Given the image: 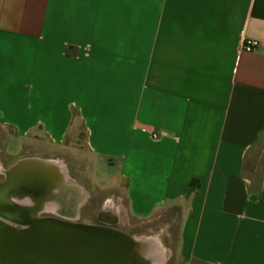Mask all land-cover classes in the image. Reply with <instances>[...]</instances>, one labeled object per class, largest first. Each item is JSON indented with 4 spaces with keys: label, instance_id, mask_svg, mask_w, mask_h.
Segmentation results:
<instances>
[{
    "label": "crops",
    "instance_id": "1",
    "mask_svg": "<svg viewBox=\"0 0 264 264\" xmlns=\"http://www.w3.org/2000/svg\"><path fill=\"white\" fill-rule=\"evenodd\" d=\"M0 127L18 159L76 157L83 134L112 195L87 209L63 164L81 221L166 226L181 264H264V0H0Z\"/></svg>",
    "mask_w": 264,
    "mask_h": 264
},
{
    "label": "water",
    "instance_id": "2",
    "mask_svg": "<svg viewBox=\"0 0 264 264\" xmlns=\"http://www.w3.org/2000/svg\"><path fill=\"white\" fill-rule=\"evenodd\" d=\"M0 174V264H165L158 240L124 232L115 215L80 222L89 195L63 163L26 157Z\"/></svg>",
    "mask_w": 264,
    "mask_h": 264
},
{
    "label": "rangeland",
    "instance_id": "3",
    "mask_svg": "<svg viewBox=\"0 0 264 264\" xmlns=\"http://www.w3.org/2000/svg\"><path fill=\"white\" fill-rule=\"evenodd\" d=\"M28 142V140L13 138L11 130L0 127V168L6 169L10 167L12 163H16L19 160L18 158L25 153V149L28 146ZM72 143L78 151L76 157H72L69 154H60V157L56 161H58L59 163H63L67 166L69 165V167L72 169V174L74 178H76L83 185H85V187H87V189L92 194V198H94L95 202L92 206L93 210H99L100 207L105 206V204L107 203V199L112 195L111 191L107 190L109 188L107 180H110V177L108 174H106L105 169H103V166L99 165L98 162L95 163V160L87 154L82 133H79V135L75 138ZM94 164H96L95 168L93 166ZM89 176H91L92 179L93 177H96L100 180L105 181L106 185H101L100 181H92V179H89ZM2 179L3 177L0 175V181H2ZM113 181L114 180L110 182V186H112V183L115 182ZM83 223L90 224V222ZM125 229L128 231L129 234L149 235L147 228L141 231L137 228L133 229L130 225L126 226ZM155 233L157 238H159V240L161 241L162 247H165V264H181L182 261L177 251L176 242H170L167 237V227L158 225L155 228ZM174 235L177 236V233L175 232ZM172 251L174 255L173 258L169 260L168 257L170 256V253Z\"/></svg>",
    "mask_w": 264,
    "mask_h": 264
},
{
    "label": "flooded vegetation",
    "instance_id": "4",
    "mask_svg": "<svg viewBox=\"0 0 264 264\" xmlns=\"http://www.w3.org/2000/svg\"><path fill=\"white\" fill-rule=\"evenodd\" d=\"M1 175V174H0ZM2 176V175H1ZM3 177V176H2ZM3 180V179H2ZM94 198H91V200H89L86 208H91L93 205H94ZM54 215L53 214H50V213H45L43 215H41V217H53ZM80 222H83L81 220H79ZM109 221L107 218H105V216L103 214H96L92 219H91V222L90 224H97V225H102L104 224L105 222Z\"/></svg>",
    "mask_w": 264,
    "mask_h": 264
},
{
    "label": "built area",
    "instance_id": "5",
    "mask_svg": "<svg viewBox=\"0 0 264 264\" xmlns=\"http://www.w3.org/2000/svg\"><path fill=\"white\" fill-rule=\"evenodd\" d=\"M259 47V42L254 39L245 38L241 40L240 50L246 53H252Z\"/></svg>",
    "mask_w": 264,
    "mask_h": 264
}]
</instances>
